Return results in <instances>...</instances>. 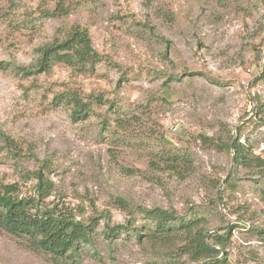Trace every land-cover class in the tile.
Masks as SVG:
<instances>
[{
  "label": "rangeland",
  "instance_id": "rangeland-1",
  "mask_svg": "<svg viewBox=\"0 0 264 264\" xmlns=\"http://www.w3.org/2000/svg\"><path fill=\"white\" fill-rule=\"evenodd\" d=\"M60 2L70 12L50 15ZM75 25L102 56L94 72L14 68L34 65L40 45ZM70 90L103 102L75 120L54 100ZM0 127L22 150L0 140V184L34 194L36 179L24 176L46 160L47 203L99 218L92 242L65 261L0 228V264H159L165 249L134 231L153 207L199 215L209 233L232 227L228 261L264 264V171L236 164L227 147L240 140L264 159V0H0ZM168 154L191 162L185 178L163 164ZM129 220L107 237L106 223Z\"/></svg>",
  "mask_w": 264,
  "mask_h": 264
},
{
  "label": "trees",
  "instance_id": "trees-1",
  "mask_svg": "<svg viewBox=\"0 0 264 264\" xmlns=\"http://www.w3.org/2000/svg\"><path fill=\"white\" fill-rule=\"evenodd\" d=\"M69 12L70 7L60 2L49 14L61 17ZM37 53L38 58L34 65L26 67L15 64L14 68L30 75L48 72L54 64L61 63L79 73L87 74L94 72L96 65L102 60L101 54L93 46L89 29L80 25L73 26L63 38L55 37L40 45ZM54 100L69 106L75 120L87 118L94 102H103L100 95L85 101L76 90L57 93ZM202 137L209 138L204 134ZM0 140L9 153L15 156L22 153L18 142L1 127ZM227 147L234 150L236 164L264 171V159L255 155L245 143L237 140L228 142ZM162 161L180 178H185L191 171V162L177 155H164ZM153 166L160 168L156 162H153ZM48 167L44 160L40 168L28 171L24 176L26 179H36L34 194L21 195L17 181L0 184V228L14 236L25 238L31 248L47 252L57 261H65L77 252L81 243L92 242L99 218H91L90 221L95 222L90 224L79 218L72 208L60 206L58 203L48 204L47 199L53 196L55 189L54 181L45 171ZM117 202L125 208L128 207L126 200L121 197H118ZM141 212L150 224L134 227L135 234L140 241L151 242L158 250L165 249V255L160 254L165 259L159 264H180L178 260L184 255H188L193 261L210 259L213 260L210 263L232 264L228 261L226 251L232 238V227L224 228V233H209L207 223L199 215H180L174 209L162 207L143 208ZM132 214L130 211V215ZM129 223V226H112L106 223L107 237L119 236L133 226L130 220Z\"/></svg>",
  "mask_w": 264,
  "mask_h": 264
}]
</instances>
